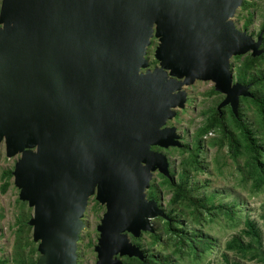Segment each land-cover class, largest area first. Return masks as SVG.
<instances>
[{"label": "water", "instance_id": "1", "mask_svg": "<svg viewBox=\"0 0 264 264\" xmlns=\"http://www.w3.org/2000/svg\"><path fill=\"white\" fill-rule=\"evenodd\" d=\"M246 1L3 0L0 150L22 153L14 178L35 212L37 264H77L93 197L106 207L97 264L142 256L131 238L168 219L148 200L155 173L171 178L152 148L183 146L167 124L185 109L184 88L213 83L220 111L250 95L232 67L263 53L262 35L235 21Z\"/></svg>", "mask_w": 264, "mask_h": 264}, {"label": "trees", "instance_id": "2", "mask_svg": "<svg viewBox=\"0 0 264 264\" xmlns=\"http://www.w3.org/2000/svg\"><path fill=\"white\" fill-rule=\"evenodd\" d=\"M260 10L256 0L244 3L237 19L239 23L245 20L244 30L250 32L254 23L255 11ZM255 36L254 34H251ZM262 35L260 56H239L233 61L236 84L249 88V96L241 97L238 111L233 106H227L220 111L210 109L206 113V121L194 133L193 143L188 146L170 148L181 156V171L176 179V172L170 169V177L160 176L163 181L158 184L154 179L148 190V200L155 202L161 209L162 191L171 193L168 208L164 209L168 219L157 218L153 221V233L144 232L148 236L147 245H143V233L134 239V245L142 256L120 257V264H195L199 263L210 250L217 248L220 242L210 237L204 229L222 220L234 223L239 217V203H224L219 200L216 192L207 193L208 184H199L193 179L204 173L210 163L204 162V137L217 135L208 144V149L218 148L214 162L222 174L226 163L220 161L225 149L237 163V171L241 174L243 186L250 185L255 196L264 193V14L258 36ZM157 63V62H156ZM215 90L213 94H217ZM204 113V114H205ZM186 154V155H185ZM14 170L2 173V193L5 194L11 186ZM173 178V180H172ZM245 188V187H244ZM29 211L24 219L18 221L17 239H15L12 260L0 259V264H37L41 258L39 244L34 240L33 208H28V202H23ZM93 211L98 214L96 207ZM24 214V215H25ZM245 228L240 234L227 242L225 250L234 253L242 259L256 260L263 253V234L258 224L251 217L244 222ZM84 236L81 235L79 242ZM246 239H250L247 241ZM77 264L81 258L77 252ZM227 264H242L233 260L229 254L223 255ZM187 260V262H185Z\"/></svg>", "mask_w": 264, "mask_h": 264}, {"label": "rangeland", "instance_id": "3", "mask_svg": "<svg viewBox=\"0 0 264 264\" xmlns=\"http://www.w3.org/2000/svg\"><path fill=\"white\" fill-rule=\"evenodd\" d=\"M256 1L259 4L260 10H254V23L249 32V35H255V40L258 38V33L264 14V0ZM2 3L3 0H0V15ZM235 21L237 27L240 30L245 31V20L239 23L238 19L236 18ZM2 29L3 25L0 23V30ZM156 41L157 40L153 41L154 47L150 49L148 55L150 62V72H153L155 68L159 67V65L151 67V64L154 62V53L157 45ZM143 73L145 74L146 71ZM215 90V85L213 83H196L194 86L188 87L186 89L188 93V101L186 103L185 109L179 111V116H177L171 123V125L177 128L178 135L180 136V142H182L184 145L190 146L193 143L194 133L203 123H205L207 119V111L210 109H218V107L221 106L225 101V96L213 94V91ZM217 135L209 134V138H216ZM210 139L204 140L205 147L204 151L202 152L204 162L210 163V166L206 167L204 173L198 174L193 180L199 182V184H208L207 193L216 192L219 196V200L223 201L224 203L238 202V215L239 217H242V219H237L234 223V227L233 223L227 220H222L216 224L206 227L204 231L210 237L216 238L217 241L220 242L219 245L221 246L210 250L207 256H205L199 263L195 264H227L223 257L224 254H229L233 260L241 261L242 264H264V254L256 260H250L242 259L240 256L235 255L234 253H229L227 250H225L227 242L230 241L234 236L240 234L245 228L244 222L247 217H251L258 224V227L263 234L264 242V193L255 196L251 189V184H253L252 182L250 185L248 184L243 186V182L241 181L242 176L237 171V163L229 155L228 149H225L221 155L220 161L222 164L226 163L224 173L221 174L217 169L218 164L214 162V159L220 155V152L218 148L208 149V144L210 141H212ZM171 155L173 170L176 172V179H179L178 175L181 171V156L180 153L173 149L171 150ZM21 159L22 157L20 155L9 158L6 154V146L3 144L0 150V259L2 260H12L14 243L15 239H17V235L15 234H17L18 221L27 217V214L25 213H29V211L26 209V206L22 202H19L22 193L21 189L15 185L17 184V179H12V185L5 194H3L1 191L2 184H4L2 181L3 171L9 169L14 170ZM158 175L156 180L158 181V184H160L163 179L160 177V175ZM161 176L163 175L161 174ZM171 197V193H167L164 190L162 191L161 206L163 210L168 208V203ZM105 208L101 209L98 214L91 212L90 215H86L87 218H84L86 227L82 233L84 239L82 242L78 243V254L81 258V264H97L98 262V254L95 250L98 247L99 240L101 238L98 228L101 226L102 220L106 213ZM246 240L250 241V239ZM147 243L148 236L146 235L142 241V244L147 245ZM40 244L41 242H39V246ZM185 262H187V260Z\"/></svg>", "mask_w": 264, "mask_h": 264}, {"label": "flooded vegetation", "instance_id": "4", "mask_svg": "<svg viewBox=\"0 0 264 264\" xmlns=\"http://www.w3.org/2000/svg\"><path fill=\"white\" fill-rule=\"evenodd\" d=\"M156 43H157V45H156V48H157V46H158V42L156 41ZM154 47V43H152V45H151V47H149V50H148V55H149V51H150V49L151 48H153ZM155 54V53H154ZM155 66H158V63H156V61H155V59H154V62L151 64V67H155ZM186 89L187 88H184V90L186 91ZM186 93H187V91H186ZM216 95H219V96H224V95H222V94H220V93H217ZM187 97H188V93H187ZM225 99H226V97H225ZM224 99V100H225ZM187 101H188V98H187ZM194 107V106H193ZM220 107V106H219ZM219 107H218V109H219ZM209 111V110H208ZM178 116H179V113H178ZM175 120V119H174ZM172 121L173 120H171V121H169L168 122V124H167V127H175V126H173V125H171V123H172ZM208 139H210L209 138V136H206V137H204V140H208ZM154 151H159V152H162V153H164V154H168L167 156H168V158H169V162H170V169H172V161H171V150L172 149H161L160 147H154V148H152ZM20 156L22 157V153L20 154ZM160 175L161 176V174L160 173H155L154 174V179H156V177H157V175ZM158 175V176H159ZM153 179V180H154ZM172 180H173V178H172ZM12 185V184H11ZM2 186H3V184H2ZM11 187V186H10ZM18 187V186H17ZM19 202H24V201H22L21 200V198H20V201ZM28 206L30 207V205H29V203H28ZM98 208L99 209V212L101 211V209H104L105 208V206H102L99 202H97V200H96V197H93L90 201H89V206H88V209H87V213H86V215H90L91 214V212H93L94 213V211H93V209L94 208ZM106 209V208H105ZM34 214H35V212H33V217H34ZM85 215V216H86ZM85 218H87V216L85 217ZM142 236H146L144 233H143V235ZM134 239L132 238V241H133ZM133 243H134V241H133Z\"/></svg>", "mask_w": 264, "mask_h": 264}]
</instances>
